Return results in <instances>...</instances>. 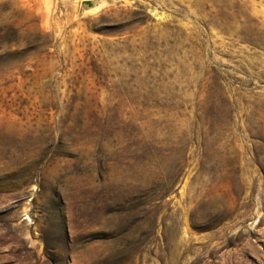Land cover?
<instances>
[{
	"label": "rangeland",
	"instance_id": "rangeland-1",
	"mask_svg": "<svg viewBox=\"0 0 264 264\" xmlns=\"http://www.w3.org/2000/svg\"><path fill=\"white\" fill-rule=\"evenodd\" d=\"M0 264H264V0H0Z\"/></svg>",
	"mask_w": 264,
	"mask_h": 264
},
{
	"label": "water",
	"instance_id": "water-1",
	"mask_svg": "<svg viewBox=\"0 0 264 264\" xmlns=\"http://www.w3.org/2000/svg\"><path fill=\"white\" fill-rule=\"evenodd\" d=\"M93 3H94V2H91V5H90V6H92V5H93Z\"/></svg>",
	"mask_w": 264,
	"mask_h": 264
}]
</instances>
